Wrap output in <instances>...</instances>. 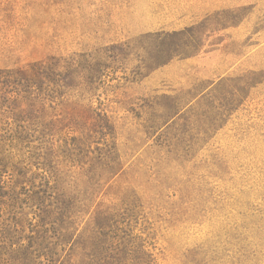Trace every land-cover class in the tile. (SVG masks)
Listing matches in <instances>:
<instances>
[{
    "label": "rangeland",
    "instance_id": "374dc122",
    "mask_svg": "<svg viewBox=\"0 0 264 264\" xmlns=\"http://www.w3.org/2000/svg\"><path fill=\"white\" fill-rule=\"evenodd\" d=\"M0 264H264V0H0Z\"/></svg>",
    "mask_w": 264,
    "mask_h": 264
}]
</instances>
